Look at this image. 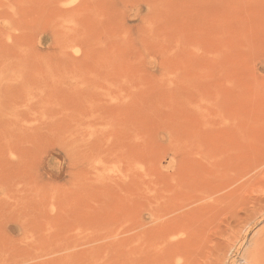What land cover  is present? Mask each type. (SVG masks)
<instances>
[{
    "label": "rangeland",
    "instance_id": "1",
    "mask_svg": "<svg viewBox=\"0 0 264 264\" xmlns=\"http://www.w3.org/2000/svg\"><path fill=\"white\" fill-rule=\"evenodd\" d=\"M0 264H264V0H0Z\"/></svg>",
    "mask_w": 264,
    "mask_h": 264
}]
</instances>
